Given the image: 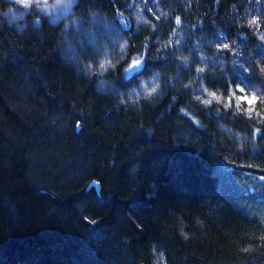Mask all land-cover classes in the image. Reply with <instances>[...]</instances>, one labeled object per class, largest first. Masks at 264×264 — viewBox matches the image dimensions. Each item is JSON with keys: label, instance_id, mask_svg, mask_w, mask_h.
<instances>
[{"label": "trees", "instance_id": "trees-1", "mask_svg": "<svg viewBox=\"0 0 264 264\" xmlns=\"http://www.w3.org/2000/svg\"><path fill=\"white\" fill-rule=\"evenodd\" d=\"M9 5L0 264H152L153 247L168 264H264V105L241 99L264 95V0H77L21 26ZM101 57L144 63L91 75ZM148 77L151 103L117 102Z\"/></svg>", "mask_w": 264, "mask_h": 264}, {"label": "clouds", "instance_id": "clouds-1", "mask_svg": "<svg viewBox=\"0 0 264 264\" xmlns=\"http://www.w3.org/2000/svg\"><path fill=\"white\" fill-rule=\"evenodd\" d=\"M41 2V0H16V4L20 6L32 7L34 4ZM57 2H62V0H57ZM259 2V0H257ZM14 9V5H9L5 11H12ZM179 20V18H178ZM261 21V17L259 15L251 17L248 21L250 27L259 25ZM261 41H264V35L259 36ZM137 61H139L140 65L144 63V60L141 58L133 59L130 57H119L117 59H106L101 57L99 62H91L88 64L89 71L91 75L95 76H107L109 75V70L111 69L113 72L119 70V72H127L129 68H131ZM259 65V62H258ZM259 74L264 76V65H259ZM149 80L151 77L142 78L140 82L136 85L130 86V91L127 96L123 91L120 92L118 97V103L121 105L132 104L139 107H142V102L147 101L149 103L152 102L154 97L159 95L160 89L162 87L159 81L152 80L151 84H149ZM243 92L244 89L241 88ZM251 96H255L259 102L264 105V95H257L255 92L251 93ZM256 100V101H257ZM210 103V102H206ZM77 129L80 127V123L77 122ZM197 223L203 227V223L197 220ZM179 235L183 238L184 241H188L191 238V235L184 230V227L179 229ZM153 260L152 264H168L166 253L161 250L157 253L156 249L153 247L151 249Z\"/></svg>", "mask_w": 264, "mask_h": 264}, {"label": "rangeland", "instance_id": "rangeland-1", "mask_svg": "<svg viewBox=\"0 0 264 264\" xmlns=\"http://www.w3.org/2000/svg\"><path fill=\"white\" fill-rule=\"evenodd\" d=\"M11 1H14L15 5L12 11L7 12V17L12 24L21 26L30 8L16 4V0ZM76 1L77 0H62V2H57V0H41V2L34 5L40 11L48 14L53 22L58 23L68 14Z\"/></svg>", "mask_w": 264, "mask_h": 264}, {"label": "snow or ice", "instance_id": "snow-or-ice-1", "mask_svg": "<svg viewBox=\"0 0 264 264\" xmlns=\"http://www.w3.org/2000/svg\"><path fill=\"white\" fill-rule=\"evenodd\" d=\"M177 23H180V21L177 20ZM225 47H227V45H225ZM139 66H140V63H139V61H137L131 68L128 69V71H133V70H135ZM212 95H215V94H212ZM241 99L247 101V103L249 105H254L256 103V100H257V98L255 96H253L251 98H248L247 96H244ZM250 111H251V109H250Z\"/></svg>", "mask_w": 264, "mask_h": 264}]
</instances>
